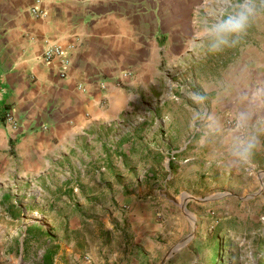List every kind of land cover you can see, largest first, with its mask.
<instances>
[{
  "label": "crops",
  "instance_id": "crops-1",
  "mask_svg": "<svg viewBox=\"0 0 264 264\" xmlns=\"http://www.w3.org/2000/svg\"><path fill=\"white\" fill-rule=\"evenodd\" d=\"M203 3L0 0V264H19L38 234L39 264L44 255L50 264H99L103 251L111 256L103 240L114 227L121 252L130 234L134 251L157 257L154 245L141 244L159 229L154 202H130L132 194L124 193L129 175L114 177L123 164L105 151L125 134L115 129L125 120L127 90L160 91L167 86L168 60H182L198 41ZM46 45L67 52L64 78L57 59L43 61ZM239 51L222 95L223 110L232 116L236 88L264 81V45ZM6 114L13 115L15 129ZM141 121L150 124L143 140H156L143 154L148 161L160 158L168 149L166 127L156 117ZM127 131L125 137L134 136V128ZM35 218L44 219L42 227Z\"/></svg>",
  "mask_w": 264,
  "mask_h": 264
},
{
  "label": "rangeland",
  "instance_id": "rangeland-1",
  "mask_svg": "<svg viewBox=\"0 0 264 264\" xmlns=\"http://www.w3.org/2000/svg\"><path fill=\"white\" fill-rule=\"evenodd\" d=\"M204 14L212 16L210 0L204 1L200 20ZM199 29L200 25L198 33ZM190 45L182 60H168L167 86H161L160 91L153 90V86L150 91L146 86L127 90L124 116L131 123L129 127L125 120L117 124L115 133L125 134L118 140L111 139V146L105 151L106 157L113 156L123 164L122 170L112 172L113 176L120 179L123 174L126 179L129 175L128 191L124 193L132 194L128 196L130 202H154L159 229L154 236H144L141 244L154 245L157 257L146 258L141 251H134L135 240L130 234L126 236V228L120 234L127 238L126 251L121 252L123 240L115 234L114 227L107 230L103 240V249L111 246V256L103 251L99 264H264V152L256 155L251 173L224 170L226 141L209 136L201 147L200 138L206 129L190 125L198 108L187 97L190 91L206 92L207 109L218 114L226 131L232 130L228 113L223 110L226 102L219 94L228 89L225 85L233 76L230 64L236 61L239 50L246 48L249 53L253 46L258 49L264 45V19L254 23L239 45L223 53L210 54L204 39ZM153 117L168 131L163 137L168 149L160 158L154 155L148 161L144 149L156 140H143L142 134L148 133L150 124L146 126L141 120ZM132 128L134 136L125 137ZM161 163H165V170ZM27 219L33 221L34 216L24 215ZM35 220L41 227L45 223L43 218ZM36 238L34 244H28L19 264L41 261V236ZM215 251L218 256L214 259ZM114 253L118 257L112 256ZM87 260L83 256V261Z\"/></svg>",
  "mask_w": 264,
  "mask_h": 264
},
{
  "label": "clouds",
  "instance_id": "clouds-1",
  "mask_svg": "<svg viewBox=\"0 0 264 264\" xmlns=\"http://www.w3.org/2000/svg\"><path fill=\"white\" fill-rule=\"evenodd\" d=\"M210 7L212 16L203 15L196 39L206 40L207 50L213 55L239 45L254 23L264 19V0H210ZM187 97L198 108L191 116L190 125L206 129L200 138L201 147L209 136L222 138L226 141L223 147L227 156L223 169L251 173L256 155L264 152V81L250 88H236L230 132L218 114L207 109L206 92L190 91Z\"/></svg>",
  "mask_w": 264,
  "mask_h": 264
},
{
  "label": "built area",
  "instance_id": "built-area-1",
  "mask_svg": "<svg viewBox=\"0 0 264 264\" xmlns=\"http://www.w3.org/2000/svg\"><path fill=\"white\" fill-rule=\"evenodd\" d=\"M32 12L35 15L39 14V11L37 9H33ZM42 59L44 62L47 63L57 59L59 61L58 75L61 78H64L66 76V70L67 67L69 66V59L67 52L63 50L60 46L46 45L42 52ZM123 76H126V74H123ZM4 121L8 125H10L13 129H15L17 126L12 114H6ZM227 121L228 124H232V115L228 114Z\"/></svg>",
  "mask_w": 264,
  "mask_h": 264
},
{
  "label": "trees",
  "instance_id": "trees-1",
  "mask_svg": "<svg viewBox=\"0 0 264 264\" xmlns=\"http://www.w3.org/2000/svg\"><path fill=\"white\" fill-rule=\"evenodd\" d=\"M217 256H218L217 255V252L215 251V254H214V257L213 258L215 259ZM49 257L50 256H48V255H46V256L44 255L43 258H42V263L43 264H50V262H49L50 261V258Z\"/></svg>",
  "mask_w": 264,
  "mask_h": 264
}]
</instances>
